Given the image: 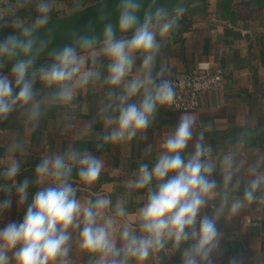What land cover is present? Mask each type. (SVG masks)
I'll use <instances>...</instances> for the list:
<instances>
[{"label": "clouds", "instance_id": "clouds-1", "mask_svg": "<svg viewBox=\"0 0 264 264\" xmlns=\"http://www.w3.org/2000/svg\"><path fill=\"white\" fill-rule=\"evenodd\" d=\"M95 0V19L66 31L55 44L49 27L58 0H9L0 3V126L15 115L23 125L0 158V217L15 204H27L22 219L0 227V264H76L74 249L84 264H223L228 247L224 228L240 215L255 210L264 216V154H250L260 134L241 124L224 146L214 147L195 112L184 111L164 139L152 167L141 162L129 189L144 190L142 206L129 213L127 201L95 193L104 160L88 150L69 147L41 157L34 178L17 181L27 152V134L57 109L60 130L76 127L72 115L78 98L102 92L97 116L83 125V135L96 133L104 144L147 140V130L159 108L177 105V86L162 53L186 14L184 0ZM33 7L26 20L21 10ZM115 17L113 20L112 17ZM47 62L38 65V61ZM8 71L5 72L6 67ZM3 128L0 127V133ZM151 145L145 148V155ZM82 188L74 186L73 173ZM217 176L219 178H217ZM37 190L31 194L29 188ZM78 191L87 193L78 198ZM223 225V227H222ZM232 236V234H231ZM229 237V239L231 238ZM227 264H248L233 251Z\"/></svg>", "mask_w": 264, "mask_h": 264}, {"label": "crops", "instance_id": "crops-1", "mask_svg": "<svg viewBox=\"0 0 264 264\" xmlns=\"http://www.w3.org/2000/svg\"><path fill=\"white\" fill-rule=\"evenodd\" d=\"M93 1L58 0L59 7L53 9L50 18ZM186 9L181 27L163 50V59L175 70L221 71L220 87L202 94L192 109L159 108L155 121L147 130V140H133L129 147L127 143L112 145L97 140L95 134L103 131L98 120L93 124L92 133L83 135V125L97 116L102 97L98 86L95 94L89 91L78 98L79 108L72 113L77 121L74 129L62 134L61 116L57 109H53L45 115L35 132L27 134V152L16 154L22 162L20 174L16 177L18 182L34 178V168L44 155L63 153L69 147L88 150L105 162L95 193L111 196L113 205L118 197H123L129 213L135 215L142 206L138 197L144 195V190L129 189L127 182L136 178L141 162L148 163L149 167L154 165L165 137L174 130L184 111L195 112L200 123L212 124L205 135L214 147L229 143L242 123L254 125L260 134L250 146V154H264V0H196L186 5ZM20 15L30 20L36 13L33 7H28L21 10ZM45 62L47 60H40L38 65ZM9 67L4 71L7 72ZM0 127L3 128L0 158H5L8 141L23 130V125L13 115ZM148 145H151V152L146 156ZM2 168L0 165V170ZM4 182L0 177V183ZM73 182L77 188L83 187L75 172ZM36 190L34 184L30 186L29 200ZM86 195L83 191L77 193L78 198ZM3 198L4 194L0 192V199ZM26 207L27 204L17 206L13 197V207L0 217V227L8 221L22 219ZM255 207L242 213L233 226L224 228L228 251L223 264H227V257L233 251L244 253L248 264H264V216L257 213ZM74 255L76 264H84V258L75 249ZM147 264L154 262L150 259ZM162 264H169L166 257ZM171 264H179L178 257H174Z\"/></svg>", "mask_w": 264, "mask_h": 264}, {"label": "built area", "instance_id": "built-area-1", "mask_svg": "<svg viewBox=\"0 0 264 264\" xmlns=\"http://www.w3.org/2000/svg\"><path fill=\"white\" fill-rule=\"evenodd\" d=\"M9 0H0L6 3ZM177 86L176 109L188 110L196 107L199 97L209 90L220 87L222 83L221 71L193 70L190 72L171 69Z\"/></svg>", "mask_w": 264, "mask_h": 264}, {"label": "water", "instance_id": "water-1", "mask_svg": "<svg viewBox=\"0 0 264 264\" xmlns=\"http://www.w3.org/2000/svg\"><path fill=\"white\" fill-rule=\"evenodd\" d=\"M196 0H184L185 5H188ZM95 1L84 5L80 8L74 9L71 12L50 18L51 23L49 27H54L56 29V41L55 44L59 45L62 44L65 41V33L68 29L73 27H82L84 24H86L89 20H94L97 9L94 7H90L91 4H93ZM169 8L172 7L174 0H167ZM115 7V0H109L108 9L112 10ZM113 20H115V17H112ZM11 29H3L0 30V38L7 35L8 32H10ZM41 60H47V58H43Z\"/></svg>", "mask_w": 264, "mask_h": 264}]
</instances>
